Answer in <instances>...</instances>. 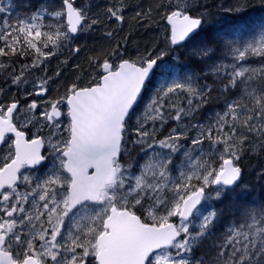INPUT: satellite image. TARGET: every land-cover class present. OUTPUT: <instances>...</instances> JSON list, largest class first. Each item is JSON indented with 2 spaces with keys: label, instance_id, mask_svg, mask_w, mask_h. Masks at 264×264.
<instances>
[{
  "label": "snow or ice",
  "instance_id": "1",
  "mask_svg": "<svg viewBox=\"0 0 264 264\" xmlns=\"http://www.w3.org/2000/svg\"><path fill=\"white\" fill-rule=\"evenodd\" d=\"M127 0H115L109 7L105 15L110 20L123 22L124 9ZM14 5H9L12 7ZM252 5L239 3L226 9L227 12L238 14L246 13L247 8ZM140 8L139 5L136 6ZM206 8V5H193L189 0H161L159 9H151L148 12L140 9L136 12L138 19L151 17L152 11L164 10L161 19L167 22L169 26V34L166 40L167 47L164 49L155 48L151 51L145 50L144 54L140 55L136 62H130L123 58L120 51L119 42L109 51H105L101 56H94L89 59V67L97 72V77H93L88 83L73 82L67 87L64 94L58 98H53L46 101L44 111L41 116L44 118V127L49 128V136L52 137L55 143L52 144V150L55 153V159L59 161V168L63 172L54 170L48 177L55 180L57 177L61 180L70 179L68 172L73 170H82L86 176H91L92 173L99 168L103 171L108 167H115L116 172H121L119 165L116 163L121 154L124 135L126 132V122L130 118V110L133 109L134 103L137 101L144 85L149 81L157 68L163 61L164 57L169 55V52L174 51L177 47L185 46V42L199 34L205 20V15L200 12V8ZM258 7L264 10V0H259ZM7 7L0 6V16L5 18L0 20V57H8L10 55H31L33 56L31 65H22L19 73H12V82L19 86L27 82L26 73L31 75V69L39 68L43 63L41 57L47 58L54 54L53 49L60 47L64 42L73 38V34L84 31L87 28L94 26L97 18H92L87 15V10L82 5H77L76 0H59V10L46 9L34 10L27 16L26 19H18L15 24L11 23L6 18ZM46 16H53L57 20V25L53 27L51 24L45 23ZM66 18V24L63 21ZM233 19L239 20V15H234ZM90 21V23H89ZM47 29V31H44ZM109 40L114 39V33L109 31L106 33ZM35 38V39H33ZM261 44L259 47H254L249 44L248 47L240 50L235 49L234 60L242 61L245 59L246 53L251 50L255 55L264 57V35L260 37ZM11 41V43H9ZM210 43V42H209ZM17 45H20L17 51ZM52 45V48L49 47ZM229 50H232L231 44L227 45ZM48 49V51H45ZM34 50V51H29ZM75 51L79 52V49ZM214 49L209 46L201 47L194 55L198 57L211 58ZM119 60V63H117ZM10 66L0 62V69L8 74ZM215 68V65L213 66ZM218 71V69H217ZM248 69L234 66L229 75L226 88H236L238 86L247 87V82L242 79ZM91 73H88L90 75ZM47 79L40 82L37 95H44L48 92ZM194 86L193 81L186 80L184 83L173 81L171 84L162 85L158 92V100L153 103H160L164 97L169 94H174L177 91L189 93L188 105L191 107L193 96L204 95V88ZM166 89V91H165ZM264 91V88L260 89ZM17 100H13L10 104L0 102V141H4L6 133L15 135V151L19 148L21 139L31 147L24 154V161L30 166L41 165L47 157L44 156L40 149L42 139L35 138L31 141L25 140V132L22 128H18L14 123V113L18 111ZM163 105L161 104V107ZM38 105L33 101L29 105V109H37ZM67 109L69 123L66 131L68 137L62 138L61 118L64 115L62 109ZM50 109V110H49ZM159 113L160 109H154ZM244 111H247L246 109ZM241 111L239 101H234L228 106L227 111L222 115H218L216 124L210 125L207 129H200L192 143L194 145L201 144L205 136L212 143L222 146V151H219V162L217 167H213L208 162L199 165L202 172L193 171L191 174L182 173L178 181H176L170 191L172 195L168 199L157 195L162 192L167 185L149 189L143 193H137L136 204L143 206L146 201H152L153 207L157 204L161 205L165 211V215L159 217L160 224L165 225V231L158 234L157 246L153 247L143 258V264H190L186 254L192 250V246L197 242L199 236L203 235L205 230L211 224L215 213L210 212L204 217L201 224L200 233L192 235L189 230V217L193 210L201 203V200L206 195V190L215 186H231L242 174V169L239 167L238 161L243 154L245 144H248L252 150L257 148V141H260L259 147L264 148V126L255 125V118L249 127V135L242 134L240 129L235 124L229 121L237 120L244 114ZM253 111H260L253 109ZM185 112L183 108L177 111L176 119H181V113ZM186 114V113H185ZM261 114H264L262 112ZM230 118V119H229ZM153 120H164L163 115L152 117ZM223 126L229 128L227 139H213L214 129H222ZM177 130L173 129V133ZM137 143H143L144 137L151 136V133L141 124L137 129ZM183 135V134H181ZM232 137H237L233 140ZM180 136L169 134L166 139L160 140V147L175 152L178 148L177 141ZM12 160V156H9ZM5 162L3 164L7 165ZM90 170H93L90 172ZM122 175V172H121ZM48 177L45 179L47 180ZM26 180L28 178H25ZM195 181V183H193ZM39 183V181H38ZM6 188H0L4 190ZM3 191H0L2 195ZM217 197L220 196V191L216 192ZM3 199L0 203L3 204ZM251 214L246 211L245 215ZM264 215V211L261 212ZM171 217L177 218V223H170ZM243 228V225L241 226ZM245 233L243 231L228 233V238L220 245V251L209 262V264H260V260L264 259V242L260 246L254 240L237 239ZM183 237V238H181ZM59 243L54 248L56 255L43 256V264H92L88 259L92 257L96 264H100L97 260V252L95 249L88 250L84 248H70L68 244L70 237L62 232L59 237ZM13 241H6V246L11 248ZM17 252L14 254L19 260L24 255H31L27 251V243L22 242L21 237H17L14 241ZM231 248V251L227 249ZM40 250L43 251V243H40ZM173 250L174 253H173ZM36 248L33 247V252ZM50 257V260L47 259ZM197 264H204L203 261H198Z\"/></svg>",
  "mask_w": 264,
  "mask_h": 264
},
{
  "label": "rangeland",
  "instance_id": "2",
  "mask_svg": "<svg viewBox=\"0 0 264 264\" xmlns=\"http://www.w3.org/2000/svg\"><path fill=\"white\" fill-rule=\"evenodd\" d=\"M129 1L130 0H127L128 3ZM114 2L115 0H76L77 5H82L85 7L89 17L97 18L98 22L94 26L87 28L84 31H80L81 33L79 36L81 38L78 36V40H74L75 37H73L71 40L64 42L62 46L54 48L53 55L48 56L47 58L41 57L40 59L43 60V63L40 64L39 68L31 69L30 78L24 84L21 94L29 95L30 93L37 91V89H39L38 86L40 85L41 80L45 78L47 79V88H51V98H58L59 96H62L66 88L71 86L73 82H83L86 84L88 81H85L86 79L84 76H77L76 78L74 77L75 75L71 74L70 72H62L60 69L62 68L63 62H65L68 58L71 59L73 58V55L77 56L79 54L77 51H75L76 49H79V52L85 50L86 54L88 51H101L105 49V47L102 46L104 44V34L106 35V33L109 31L112 32L116 27H118L119 24L122 23L110 20L105 15L107 9L111 7ZM221 2V5L218 4L219 10L221 11L220 15L224 14V12L229 13L226 11L227 7H233V5L238 3L241 5L242 0H221ZM189 3H192L195 6L199 5L200 3L206 4V0H189ZM130 4H133L132 0L130 1ZM0 6L7 7L6 4H0ZM7 9L6 16H8V13L10 12L8 7ZM40 9L49 10L46 7H42ZM126 13L127 5L125 6L123 12L124 20L127 18ZM10 14H12V12H10ZM47 17L53 21L56 20V18L53 16H46L45 19ZM4 18V16H0V20ZM225 19L227 20V18ZM219 21L218 23L215 21L213 24L219 25L221 22ZM162 33V30L159 28L150 35V38H153L154 40L156 39L158 43H160V46L162 43H164V38L161 35ZM83 35L85 36L82 37ZM97 35H99V37H97L98 40L94 42V44L93 42L89 43L88 40L87 45L82 47L81 44L87 41L90 36ZM261 35H264V33H261L255 41L250 42L249 44L253 45L254 47H259L261 44ZM144 40L145 39L138 38L137 41L134 43L132 42L131 46L126 49V52L133 53V51L139 50L138 54L142 55L141 53L145 52V50L150 46L148 42L145 43ZM189 44L190 41L186 42L185 46L176 49H190ZM249 44L241 47L240 50L248 47ZM49 47L52 48V45ZM45 51H48V49ZM179 52L180 51L175 52L174 55L178 56L180 54ZM79 57L81 58V56ZM234 66L243 67L249 70L247 66L242 64V61H232L230 67L231 72ZM160 69V71L163 73L165 70H167L166 67ZM161 74V72L159 75L157 74V76L154 74L156 78L153 80L150 90L142 102L139 113L134 116V119H132V130H130L132 136L137 137L136 129L141 124H143L148 132L151 133V136L144 137L143 143H137V139L133 140L131 137L132 141H128V145H126L125 150L129 154L127 159L129 157L130 159L128 162L125 160V165L119 166L122 175L121 172H118V179L116 180L115 184L110 186L102 194V199L97 205H95V207H83L76 214H70L67 208L66 196L65 198L63 196L61 201L52 200V198L57 197L58 193H61L60 186L63 185L58 182V180L60 181L61 179L52 182V178L50 177L51 180H43L41 178L36 180H33L32 178L28 179L26 184L32 183L33 187L36 188V193L30 191L26 192L27 195L24 196L20 193L18 198L19 206L15 207L13 210L11 209L12 206L10 205V208L5 210V212L8 210L14 211L13 217L23 216V218L33 215L34 211L36 210L41 213L40 219L38 214L34 216L33 219L28 220L31 229L28 226L27 228L25 227L24 231L28 235L29 241L32 240L31 238L35 239L36 256L41 258L45 255L54 256V248L59 243L58 239L62 232H64L65 235L68 234L70 237L68 247L84 248L88 250L95 249L98 253V247L94 237L102 230L97 231V221L99 220L100 222V220L104 219L105 216L107 217L112 206L116 204L123 207L136 205L137 208L140 207L139 211L142 212L146 220H151L155 221V223H158L159 217L165 215L163 207L159 204H157L156 207H153V202L151 200L149 202L146 201L143 206L137 205L136 194L138 192L143 193L149 189H154L156 187L162 188L163 186L167 185V187L157 195L163 196L164 199H168L172 195V192L170 191L172 185L180 179L182 173L191 174L193 171L198 173L202 172L203 169L199 168L198 166L204 162H208L213 167L218 166L219 151L223 150L221 145H216L213 147L212 143L206 138V136L202 138L203 142L201 144L194 145L192 143V141L197 138L201 128L205 130L207 129V126L204 127L202 123H195L194 121V117H196L195 114L200 109V106L202 107L207 104V97H191L193 103L190 107L187 103L188 99L190 98L188 95L189 93L186 91H177L174 94H169V96L164 97L163 101L160 103L154 104L153 102L159 99L157 92L162 85L171 84L173 81L184 83L189 79L195 83V81L189 76H182L178 73H175L170 79L165 78ZM85 76L89 81H91L93 77H97V72L94 70V74L88 75V73H86ZM12 94L14 95V92H10L4 96L0 95V102L4 104H10L11 102L9 98L12 96ZM161 104L163 105L162 107ZM228 106L229 104L226 106L227 109ZM155 108L160 109L159 113L154 110ZM180 108H183L185 112H182L180 114L181 119L177 120L175 117L177 111ZM159 115H163L165 119L163 121L160 119H152V117ZM231 123L236 124L238 122L232 120ZM260 123L261 126H264V115L262 116L261 121H259V119H255V125H260ZM214 124H216V119ZM208 126L210 125L208 124ZM236 127H238V125H236ZM226 128L228 127L223 126L222 129H214L212 133L213 139H227V135L224 134L228 132V129ZM241 128L243 129V127L239 128L240 132L243 133ZM173 129H176L177 131L173 133ZM170 133L174 136H180V139L177 141L178 148L175 152L167 149L166 147H160L159 145V141L166 139ZM232 139L236 140L237 137H232ZM247 146L249 145L245 144L244 147ZM258 147L259 145L256 149H258ZM252 152L256 153L257 150ZM224 190L225 188L222 185H213L206 190V195L203 198L202 204L189 219V230L192 235L195 236L200 233L201 224L203 223L204 217L210 212H214L212 209V203L214 200L221 198ZM217 191H220L219 197L216 195ZM52 206L57 207V214L52 213ZM24 213H28L29 215H25ZM13 217L11 219H13ZM173 219H176L175 223H177L176 217H171L169 222L171 223ZM5 223L6 222L2 220L1 224L4 225ZM14 223L15 222L11 223V227H9L10 232L13 230L12 228ZM162 225L164 224H160V226ZM200 237L201 236H199V238ZM248 237L249 239L254 240L257 244V247H259L260 243L264 240V228L261 227L257 222L255 225H250L242 238L247 240ZM37 241L43 243V251H41L40 247L37 246ZM196 243L192 246L191 252L186 254V258L189 259L190 264H197L198 262L197 259H194V248ZM174 251L175 250H173V253ZM48 259H50V257ZM91 262L92 264H96V261Z\"/></svg>",
  "mask_w": 264,
  "mask_h": 264
},
{
  "label": "trees",
  "instance_id": "3",
  "mask_svg": "<svg viewBox=\"0 0 264 264\" xmlns=\"http://www.w3.org/2000/svg\"><path fill=\"white\" fill-rule=\"evenodd\" d=\"M20 1L23 2L20 4V7H18L17 15L14 19L10 20L13 24H15L18 19H26L34 10L42 7L48 8L49 11L52 9L59 10V0H47V2H44V0ZM130 1L126 4L127 18L112 31L114 33V39L109 40L104 34V44L102 46H104L105 49L101 51H88L87 54L85 50L78 52L79 54L77 56L73 55V58H68L63 62L60 71L70 72L75 75L74 77L76 78L77 76H84L86 79L85 81L90 82L85 76L86 73L94 74V70L89 67V59L94 56H101L103 52L109 51L111 48L115 47L117 42L120 44V51L123 54V58L134 62H136L140 56V54H138L139 50L133 51V53H127L126 49L131 46L132 42L134 43L137 41L138 38L145 39V43L148 42L150 46L147 50L149 51L155 48L167 47L166 40L169 34V27L166 21L161 19L164 10L159 11V14L157 11H152L151 17L149 18L138 19L136 17V12L140 9H143L145 12L151 9H159L161 0H132L133 4H130ZM217 3L222 4L221 0H206V4H199L207 6L206 8H200V12L205 15L204 26L198 36L190 41V49H175L173 52H169V55L164 57L163 61L154 71V74L157 76V74L159 75L161 72V75L168 79L175 73L186 77L189 76L195 81L194 85L196 84L195 86H199L197 87V91H199V88L207 85V87L204 88L203 95V97H207V104L202 107L200 106V109L195 114L196 117H194L195 123H202L204 127H208V124L214 125V121L217 119L218 115L222 116L227 111L226 106L228 104L230 105L234 101H239L241 104V111L245 109L247 111H244V114L241 115L239 119L235 120L238 122L235 125H238L239 128L243 127V129L241 128L243 131V133L241 132L242 134L249 135V127L246 125L252 124L253 120L257 117L259 121H261L264 115L261 114L264 112V91H260V89L264 88V57L248 51L245 59L242 60V64L249 68L245 73V77L242 78L247 82V87L238 86L236 88H226L225 85L231 73L230 67L232 61H234L235 49H241V47L255 41L261 33H264V10L258 7L259 0H242L241 6L245 3L252 5L247 8L246 13H226L228 17L223 24H214L210 26L212 19L219 12ZM137 5H139L140 8H137ZM226 9H228V7ZM234 15H239L241 19H233ZM45 23L55 27L57 25V20L53 21L47 17ZM63 23H65V20ZM159 28L162 30L163 33L161 35L164 38H162L164 43H162L161 46L156 39L150 38L151 33ZM44 31H47V29H44ZM84 36L85 35L82 37ZM77 37H75L74 40H78ZM97 37H99V35L90 36L87 41L81 44L82 47L87 45L88 40L89 43L93 42L94 44V42L98 40ZM79 38L81 37L79 36ZM9 43H11V41H9ZM229 44L232 46L231 51L227 47ZM0 46H3L2 42H0ZM203 46H209L214 49L210 59L208 57H198L194 55V53ZM19 49L20 45H17V51H19ZM178 51H180V54L175 56L174 53ZM141 54H144V52ZM79 56H81V58ZM32 60L33 56L31 55L0 57V62L5 63L6 66H10L7 75L4 70L0 69L1 96L14 92V95L12 94L9 98L10 102L19 98L25 83L19 86L14 84L12 82V73L15 71L18 74L21 66L31 65ZM117 63H119V60H117ZM214 65L215 68L213 67ZM163 67L167 68L164 73L160 71V68ZM25 75L28 80L30 75L27 73ZM155 75L154 77L152 76V80L150 79L145 87V92L141 99L142 102L146 98L153 80L156 78ZM196 97L200 96L197 95ZM253 109H259L260 111H253ZM229 123H231V121H229ZM226 129H228V132L230 131L229 128ZM257 143L259 145L260 141L258 140ZM244 148L245 150L238 162L239 167L242 169L241 182L232 190H228L224 187L225 190L221 198L213 201L212 209L216 214L215 218L195 245L194 259L203 261L204 264H209L218 254L221 250L220 245L228 238L229 232H232L233 235L239 231L245 232L250 225H255L256 222L264 228V215H261V212L264 211V148L261 149L258 147V149H255L257 150L256 153L252 152L255 150H252L249 146ZM193 183H195V181H193ZM130 207L138 211L140 208H137L136 205ZM248 210L251 214L245 215V212ZM242 225L243 228L241 227ZM243 236L244 233L242 234V237ZM242 237L237 236L236 238L243 239ZM227 251L230 252L231 248L227 249ZM260 264H264V259L260 260Z\"/></svg>",
  "mask_w": 264,
  "mask_h": 264
},
{
  "label": "flooded vegetation",
  "instance_id": "4",
  "mask_svg": "<svg viewBox=\"0 0 264 264\" xmlns=\"http://www.w3.org/2000/svg\"><path fill=\"white\" fill-rule=\"evenodd\" d=\"M49 1H51V0H49ZM22 2L23 1H20V0H0V4H6L7 7L9 5H14L12 7H8L10 9V12H12V14H10V12H9L8 16H6V18L9 21L11 19L15 18V16L18 13V7H20V4ZM44 2H47V0H44ZM218 4L221 5V3H217V6H219ZM220 12L221 11L219 10V12L216 14V16L212 19L210 26L214 25L213 23H215V21H217L216 23H218V21L220 20L221 21V22L219 21L220 24H223L226 21L225 18L228 17L226 15V13L224 12V14L219 15ZM222 13H223V11H222ZM65 23H66V21H65ZM203 26H204V23H203L202 27ZM202 27H201V29H202ZM200 31H199V33H200ZM80 33L81 32H79V34ZM196 36H198V35H196ZM196 36H194V37H196ZM192 39H190L189 41H191ZM50 90H51V88L48 87V92L46 94L37 95L36 93H37V91H39V89H37V91L32 92L29 95L21 94L19 96V98L17 99V101L19 102L20 105H19L18 111L14 115V123L17 125L18 128H22V130L25 132V140L26 141H31L32 139H35V138L42 139L43 143L41 146V153L44 156H46L47 159L41 165H37L34 167L25 163L21 167V170L18 174V177H19L18 182L12 188L4 189L2 195H0V201H2V199L4 201L3 204L0 203V264H43L42 258L35 255L36 251L33 252V247H35V239L31 238L32 240L29 241L28 235L24 232L25 227L27 228L29 226L28 220L33 219V217L38 215V214L40 216L39 217V219H40L41 213L38 210H36V211H34L33 215H31L27 218H23V216L13 217L14 211L8 210L7 212H5V210L9 209L10 205L12 206L11 209H13V210L15 209V207L19 206L18 198H19L20 193L23 196L27 195L26 192H30V191L33 193H36V188L33 187L32 183L26 184V181H28V179L32 178L33 180H36V179L41 178L44 180L54 170H59V172H63V169L59 168V161L55 159V153L52 150V144L49 142V141H52L53 143H55L56 141H54L52 139V137L49 136V128L44 127L45 121H44V118L41 116V113L44 111V105H45L46 101L53 99L50 97V94H51ZM33 101H35L37 103L38 107H37V109L30 110L29 105ZM141 105H142V101H140V103L137 105V107L134 109V111L129 115L130 118L127 119L126 132L124 135V141L125 142L122 144L121 154L118 158L119 160L116 162L119 166L125 165V160L128 162L130 159V157L127 159L129 154L125 151L126 145H128V141L131 142L132 139L133 140L137 139V137L132 136L130 130H132V126H131L132 125V119H134V116L139 113V110H140L139 108L141 107ZM62 111L64 112V115L61 118V128L63 130L62 131V138L66 139L68 137V132L66 131V129L68 127L69 118L67 116V109L64 108V109H62ZM132 133H134V132H132ZM131 137H132V139H131ZM14 141H15V136H7L5 138V141L2 145V147L0 148V172L6 166V165L3 166V164L5 162L11 163L16 157ZM10 155L13 158L12 160L9 159ZM114 169H115V167H114ZM91 171H93V170H90V172ZM115 172H116V170H115ZM95 173H96V170L92 173V175ZM67 175L71 178L65 179V180H60V181L58 180V179H61L59 177H57L55 179V180H58V182H60L63 186H60L61 193L60 194L58 193L57 197L52 198V200L61 201V198L63 196L65 198V196H66L67 208H68L70 214H76L83 207H90V208L95 207V205H97L100 202V200L102 199V194L110 186L114 185L116 180L118 179V172H116V178H115L114 184L107 186V188L101 193L100 199L96 203H93L91 201H87V202L81 203L76 208L71 209L70 204H69V198H70L69 197V195H70L69 190H70V187L72 186L73 178L69 172L67 173ZM25 178H28V179L26 180ZM49 179H50V177H48L47 180H49ZM55 180H52V182H55ZM33 182H36V181H33ZM21 190H23V191H21ZM37 193H38V191H37ZM56 208L57 207L52 206V213L57 214ZM113 209H117L119 212L129 211L133 215L137 216L142 221V223L145 225L156 226V224H157V223H155V221L146 220V218H144V215L142 214L141 211L133 209L130 206L123 207V206H118V204L112 206L111 210H109V214L107 213L108 216L104 217L105 220L101 219L100 222H99V220L97 221V231L102 230L101 232H98L97 235L94 237L96 244H97V247H98L97 257L100 253L98 239L104 233H109V231L105 229L104 225H105L106 219L110 216V213ZM24 214L29 215L28 213H24ZM12 217H13V219H11ZM2 220H4L6 222L4 225L1 224ZM13 222H15L14 226L12 228L13 230H12V232H10L9 227H11V223H13ZM175 222H176V219H173L171 223H175ZM162 226H164V225H162ZM162 226H159V227H162ZM29 228L31 229L30 226H29ZM17 237H21L22 242L27 243V251L29 253H31V255H24L19 260L14 255L17 252V248H16V245L14 243V241ZM6 241H13L11 248L6 246ZM39 243L40 242L37 241L38 247H40ZM53 254L56 255L55 252H53ZM88 259L90 261H94L93 258H91V257H89ZM97 260H98V258H97Z\"/></svg>",
  "mask_w": 264,
  "mask_h": 264
},
{
  "label": "water",
  "instance_id": "5",
  "mask_svg": "<svg viewBox=\"0 0 264 264\" xmlns=\"http://www.w3.org/2000/svg\"><path fill=\"white\" fill-rule=\"evenodd\" d=\"M78 35L79 32L73 34V37H77ZM156 69L157 68H155L154 71ZM148 82L145 83L137 101L133 105V109L130 110V114L140 103ZM19 105L20 104H18V108ZM7 136L15 135L13 133H6V137ZM4 141H0V148ZM30 147L31 145L26 144L23 139H21L19 148L16 150L15 159L6 165L0 172V188H12L18 182V174L21 167L26 163L24 161V154ZM69 173L73 178V183L69 190V204L71 209L87 201L96 203L100 199L101 193L108 185L114 184L116 178L114 167L105 168L103 171L97 168L96 173L92 176H86V173L82 170H73ZM241 179L242 174L233 185L224 187L228 190H232L241 182ZM202 201L203 199L201 203L197 205L196 209L193 210L189 219L200 207ZM104 227L109 233H104L98 239L100 253L97 258L100 264H143V258L147 256L148 252L151 251L153 247L157 246L158 234L165 231V225L162 227L145 225L131 212H119L117 209L111 211L110 216L105 221Z\"/></svg>",
  "mask_w": 264,
  "mask_h": 264
},
{
  "label": "bare ground",
  "instance_id": "6",
  "mask_svg": "<svg viewBox=\"0 0 264 264\" xmlns=\"http://www.w3.org/2000/svg\"><path fill=\"white\" fill-rule=\"evenodd\" d=\"M209 7V6H208ZM228 56V55H227Z\"/></svg>",
  "mask_w": 264,
  "mask_h": 264
}]
</instances>
